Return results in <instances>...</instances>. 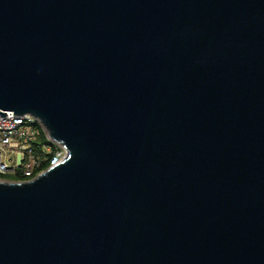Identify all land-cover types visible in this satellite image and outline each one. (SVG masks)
Returning a JSON list of instances; mask_svg holds the SVG:
<instances>
[{
	"label": "water",
	"instance_id": "95a60500",
	"mask_svg": "<svg viewBox=\"0 0 264 264\" xmlns=\"http://www.w3.org/2000/svg\"><path fill=\"white\" fill-rule=\"evenodd\" d=\"M68 148L0 179V264H264V0H0V115Z\"/></svg>",
	"mask_w": 264,
	"mask_h": 264
},
{
	"label": "built area",
	"instance_id": "2783aa9c",
	"mask_svg": "<svg viewBox=\"0 0 264 264\" xmlns=\"http://www.w3.org/2000/svg\"><path fill=\"white\" fill-rule=\"evenodd\" d=\"M68 148L31 113L0 115V173L28 180L63 161Z\"/></svg>",
	"mask_w": 264,
	"mask_h": 264
},
{
	"label": "trees",
	"instance_id": "16d2710c",
	"mask_svg": "<svg viewBox=\"0 0 264 264\" xmlns=\"http://www.w3.org/2000/svg\"><path fill=\"white\" fill-rule=\"evenodd\" d=\"M21 178L19 175H5V174H1L0 173V179H12V180H16Z\"/></svg>",
	"mask_w": 264,
	"mask_h": 264
}]
</instances>
